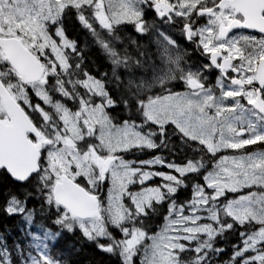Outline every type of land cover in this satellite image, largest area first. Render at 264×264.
I'll return each mask as SVG.
<instances>
[{
  "label": "flooded vegetation",
  "instance_id": "af4514ba",
  "mask_svg": "<svg viewBox=\"0 0 264 264\" xmlns=\"http://www.w3.org/2000/svg\"><path fill=\"white\" fill-rule=\"evenodd\" d=\"M23 1L0 0V38L20 40L46 66L48 59L58 63L52 48L40 49L41 44L23 25ZM36 1L28 2L27 7ZM105 1L50 0L55 16L42 20L36 17L35 22L45 36L53 39L52 46L71 71L73 62L86 68L89 56L96 55L100 66L105 65L87 80L98 82L105 91L109 81L122 78L128 82L145 100L143 109L148 120L150 104L162 99L184 100L183 117L179 104L174 107L172 103L176 119L165 118L160 125L151 119L152 127L145 133L153 143L147 147L148 160L158 159L161 164L156 167L161 173L176 174L181 181L208 167L210 157L203 156L201 162L199 152L187 147L180 133L191 143L206 147L209 156L219 154L218 162L224 157H264V0ZM72 19L75 23L70 22ZM16 59L22 62L24 57L17 55ZM86 72L91 71L87 68ZM0 79L42 122L41 140H48L55 125L47 124L32 109L50 107L53 111H46L55 116L57 111L37 93L34 84L26 83L15 71L1 46ZM51 80L48 77V83ZM24 88L29 99L19 97ZM43 92L52 102H63L67 109L72 106L64 102V94L73 98L91 95L83 87L60 93L46 85ZM3 114L5 117L4 108ZM185 119H191L195 128L185 127ZM51 140L43 148L44 158L53 148ZM188 162L196 163L198 169L182 176L175 166ZM103 164L109 167V162ZM259 172L264 177V165ZM164 179L161 177V182ZM179 187L176 183L174 190L178 193Z\"/></svg>",
  "mask_w": 264,
  "mask_h": 264
},
{
  "label": "rangeland",
  "instance_id": "374dc122",
  "mask_svg": "<svg viewBox=\"0 0 264 264\" xmlns=\"http://www.w3.org/2000/svg\"><path fill=\"white\" fill-rule=\"evenodd\" d=\"M32 1H23V25L33 35L42 36L41 25L35 22V18L38 17L42 20L54 17L55 11L50 7V0H37L27 7L28 2ZM105 2L111 4L113 0ZM113 21L117 22V19L113 18ZM43 39L45 45L50 46L60 59L59 52L52 46L54 41L47 37H43ZM60 61L61 65L65 66L64 61L62 59ZM93 87L100 91L99 86L94 85ZM40 96L44 97L41 93ZM183 102L184 100H158L150 104L146 112L148 117L154 119L157 124H163L165 118L174 117L176 119L174 107L178 104L179 113L183 117ZM172 103H174V107L171 106ZM40 111L44 114L42 110ZM1 112L0 104V114ZM44 115L46 116V114ZM61 118L63 130L59 131L58 129L55 133L52 140V151L43 163V179H48L45 185L57 182L62 174H68L74 180L84 178L92 189H96L103 176L110 171L111 184L106 193L105 208L114 226L125 235L124 250L126 255L130 252V248L137 246L149 236L151 243L144 257L145 264H179L177 253L179 250L187 248L189 243L197 239L206 242L220 232V210L225 211L239 222L249 220L264 222V192H250L231 200H223L222 197L227 189L240 191L255 184H264V177L259 172V168L264 165V163H259L261 160L264 161V157L255 159L224 157L216 168L206 176L205 184L198 187L195 197L188 202L187 206L171 203L169 215L156 233L148 234L143 230L126 227L125 223L129 214L132 213L133 206L138 213L145 214L148 205L161 200L166 193L168 195L169 192L174 191L175 184L180 183L181 176L161 173V170L156 167L161 164L158 159L139 161V166L135 165V162L121 159L117 162L113 161L108 168L104 169L103 163L98 162L99 157L103 156V159L104 157H114L119 152L147 148L153 143L150 138L129 125L112 127L106 121L101 107L83 105L80 113L71 114L66 110ZM80 124H83L95 138L98 137L97 140L93 139L96 140V143L90 145L88 151H82L78 147V140L82 139L85 134L80 128ZM184 125L188 129L195 128L191 119H185ZM209 144L217 149L222 148L212 142ZM101 153L104 155H100ZM175 167L182 176L198 169L196 163L193 162L179 164ZM157 176L165 178L161 185L143 186ZM136 179L140 180L138 182L140 188L131 192L129 185ZM13 201L9 209L13 212H23L24 206ZM78 224L89 237L100 236L104 232L103 225L96 220L78 221ZM34 236L38 252L43 258H46L47 241L51 232L35 233ZM262 241H264V227L252 237L246 238L242 250H251L254 245L260 244ZM263 257L264 255L259 254L255 259L261 260ZM31 264H40V262L37 257H32Z\"/></svg>",
  "mask_w": 264,
  "mask_h": 264
},
{
  "label": "trees",
  "instance_id": "16d2710c",
  "mask_svg": "<svg viewBox=\"0 0 264 264\" xmlns=\"http://www.w3.org/2000/svg\"><path fill=\"white\" fill-rule=\"evenodd\" d=\"M70 22L75 23L73 19ZM88 63V67L84 69L86 71L89 68L92 75H97L99 69L105 65L100 66L96 55L89 56ZM106 86L109 98L117 103V107L107 111L114 122H132L141 130L152 127L146 122L143 113L145 100L136 94L128 82L119 78L114 82H107ZM179 136L183 137L187 147L199 152L201 162L204 157H210L207 160L208 167L185 176L180 182L181 194L169 193L165 202L148 206L146 214L138 213L133 206L132 214H129L125 223L126 227L143 230L148 234L156 232L169 215L170 202L177 201L181 206H187L194 198V186L204 179V171L218 160L219 155L209 156V150L202 144L191 143L182 133ZM91 144L92 141H87V148ZM147 152V149L136 148L120 152L117 156L128 161H137L146 158ZM46 181L48 179L44 180L41 173L25 183H20L6 170L0 169V261L5 259L6 264H29L32 257H37L40 264H128L126 259L130 260V264H145L144 254L150 238L147 237L130 248L128 257L124 250L125 235L106 218L105 213L106 217L100 219L104 232L100 236H87L77 220L55 202L52 184L45 185ZM79 182L90 189L83 178ZM105 188V182L101 183L100 189ZM14 198L24 204L25 213L9 210L10 202ZM27 215L32 217L31 221L27 219ZM220 220V232L210 240L202 242L197 239L179 251V264H264V257L261 260L255 259L256 255H264V241L254 245L251 250H242L246 238L252 237L264 223L238 222L223 210H220ZM44 231L51 232L47 241L46 258L38 252L34 236L35 233Z\"/></svg>",
  "mask_w": 264,
  "mask_h": 264
},
{
  "label": "water",
  "instance_id": "95a60500",
  "mask_svg": "<svg viewBox=\"0 0 264 264\" xmlns=\"http://www.w3.org/2000/svg\"><path fill=\"white\" fill-rule=\"evenodd\" d=\"M10 41L12 40L0 38V45L8 50ZM13 41L18 44V49L24 53L27 62L22 65L16 61L14 54H9L12 65L26 76L28 82L40 80L44 74L41 63L18 40ZM0 96L7 112L6 118H0V169H5L15 181L22 183L40 170L42 143L30 140L28 133L37 137L41 134L29 115L1 82ZM53 193L55 201L67 209L72 217L81 219L101 217L98 196L69 176L62 175Z\"/></svg>",
  "mask_w": 264,
  "mask_h": 264
}]
</instances>
